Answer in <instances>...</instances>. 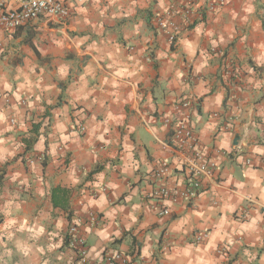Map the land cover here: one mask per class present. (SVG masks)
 <instances>
[{"label":"clouds","instance_id":"clouds-1","mask_svg":"<svg viewBox=\"0 0 264 264\" xmlns=\"http://www.w3.org/2000/svg\"><path fill=\"white\" fill-rule=\"evenodd\" d=\"M0 264H264V0H0Z\"/></svg>","mask_w":264,"mask_h":264}]
</instances>
